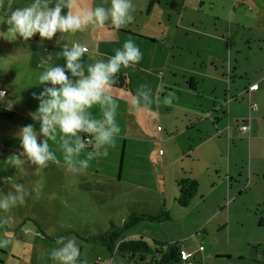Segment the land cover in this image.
Wrapping results in <instances>:
<instances>
[{
    "label": "crops",
    "instance_id": "0c3cea01",
    "mask_svg": "<svg viewBox=\"0 0 264 264\" xmlns=\"http://www.w3.org/2000/svg\"><path fill=\"white\" fill-rule=\"evenodd\" d=\"M31 1L12 0V4L20 7ZM150 1L154 3L147 10ZM55 2L56 0H49L50 5ZM180 2V0H146L144 3H135L132 0L133 20L119 29L106 23L100 28L89 26L75 33H56L51 40H42L37 36L27 41L19 38L9 41L6 39L7 25L0 22V37H3L0 38V88L7 90L5 100L13 102L10 109L0 105V172L8 173L14 172L15 169L17 171L23 169L26 178L30 179L44 178L43 172L57 174L63 179L66 174L74 172L63 161L59 138L54 141L49 140V148L56 154L59 163L49 162L47 167L39 168L27 161L17 167L7 162L10 156L21 152L16 136L19 129L27 124H33L36 129L39 127L38 122H34L29 116L38 104L32 93H38L43 87L39 85L38 76L48 66L64 63L59 55L63 44L69 47L73 43L84 45L88 51L82 60L87 64L102 58L101 54H114V49L121 47L125 39L131 38L139 46L142 58L137 64L120 70L119 74L127 79L126 89L113 86L110 89L111 95L118 103L116 120L121 131L113 143L106 146V156L94 158L87 169L77 171L78 177L85 176L87 181H84L86 184L82 186L78 185L79 188L74 187V191L90 192L92 188L99 187L97 183L91 181L100 180L104 195L102 203L110 202L113 206L122 209V212L116 214L120 216H111L108 219L113 220L114 217L116 220L120 219L121 223L131 213L152 215L149 212L163 208L165 189L170 190L169 196H171L173 187H177L178 181L186 178L195 180L198 188L202 183L207 182L213 192L224 185L230 193L235 185L243 190L241 195L253 193L254 189L244 193L249 181L244 187L239 182L245 174L243 169L240 170L236 165L231 167L229 134L246 140L249 147L248 157L255 147L254 141L263 139L257 135L260 130L264 131V0L221 1L215 19L217 23L213 27L214 35H207L209 37L207 38L205 34L204 40L199 41V53L205 50L207 41H213L217 50L220 46L221 51L227 53V57L232 52L239 53L243 52V49H251L253 45L257 46V56L250 65L246 66L247 60L240 63L237 54L236 58L227 64L222 77L219 76L214 63L207 64V67L203 63V67L196 68L197 60L201 55L198 52L196 61L189 60L185 67L176 69L173 43L169 41V36H162L159 29L167 24H164L165 21L172 20L173 12L177 17L176 21H183V10L187 9L188 0ZM8 3L9 0H0V8H6ZM77 4L82 8L101 4L107 7L109 0H77ZM2 14L0 12V20L4 18ZM176 74H180V84ZM210 83H212L211 87H209ZM216 83H220L223 87L217 88ZM141 84H146L152 89L154 102L150 109L137 110L129 106L131 94ZM251 86H254V89L249 92ZM181 93L194 99V105L192 104L191 108L174 107L175 111L179 112L176 116L175 112L171 111L174 95ZM169 96L171 102L165 103ZM201 97L207 99L203 102L204 111L200 107ZM233 105V109H230ZM252 105L257 106V110H252ZM243 106L246 108L242 114L234 113ZM208 107L210 110H206ZM90 111L94 116L99 117L98 105L93 106ZM228 111L232 114L230 118H227ZM236 116L240 117L236 118ZM242 118L245 119L244 124L248 126L246 134L238 130L236 123L237 119ZM225 133L227 146H224ZM88 150L90 149L82 151L80 158H83ZM223 159L226 161L225 168L221 166ZM247 174L251 177H259L255 172ZM0 182L3 183L0 187L6 194L9 188L5 187V183L11 181L7 175H1ZM34 187L36 188L35 184L32 189ZM50 197L47 194L41 195V198ZM262 200L263 198L258 201L259 207ZM140 223L141 221L125 232L122 238L141 239L150 245L167 244L166 241L156 239L149 234L152 230L150 224L144 226L145 231H135ZM254 231L253 250L227 248L206 251L200 245L198 247H201L202 251L195 253L194 260L200 264H264V217ZM202 232L208 234L207 230L203 229ZM89 237L90 235H86L85 239ZM169 243L174 242L169 241ZM183 248L186 249L184 246ZM164 250L165 248L161 247V251ZM152 257L155 261L159 259ZM148 260L135 263L152 264V261Z\"/></svg>",
    "mask_w": 264,
    "mask_h": 264
},
{
    "label": "rangeland",
    "instance_id": "374dc122",
    "mask_svg": "<svg viewBox=\"0 0 264 264\" xmlns=\"http://www.w3.org/2000/svg\"><path fill=\"white\" fill-rule=\"evenodd\" d=\"M134 1L135 3H144L146 0ZM180 1V3H183L184 0ZM221 1L224 0H188L187 9L183 10V15L180 12L183 21H179L180 23L176 21L177 17L173 12L172 20L170 22L165 21L164 24H167L159 29V33L164 37L169 36V41L173 43L176 69L179 70L185 67L184 65L189 60H197L198 43L199 41L202 42L205 36L209 38L207 35L213 34V27L217 23L215 19ZM256 50L257 46L253 45L251 49H243V52L240 51L239 53L232 52L227 57V53L221 51L220 46L217 50L213 41H207L205 50L199 53L201 55L200 59L197 60L196 68L203 67V63L206 67L207 64L214 63L213 65L217 67L219 76L222 77L227 64L235 59L237 54H239L240 63L247 60V66L257 56ZM176 75L179 83L180 74ZM211 85L212 83L209 84V87ZM216 85L217 88L223 87L220 83H216ZM193 100L188 98L186 94H175L171 111L178 116L179 112L175 111L174 107L191 108L194 103ZM205 101L207 99L201 97L200 107L203 111L205 109L203 102ZM198 107L197 105L196 108ZM233 107L234 105L230 109H233ZM209 108H206V110H210ZM245 108L246 106H243L234 113L242 114ZM231 116L232 114L228 111L227 118ZM238 117L240 116H236V118ZM224 136L226 137V133L223 134V138ZM229 136L231 139V167L233 168L236 165L240 170L243 169L245 174L242 175L244 177L239 182L244 187L246 182L249 181V186L244 193L254 189L253 193L241 195L243 190L235 185H233V190L230 193L224 185L213 192L208 183L204 182L189 204L186 207H181L176 203L178 188L173 187L171 196H169L170 190L167 188L164 195V207H161L162 210L160 208L161 212L158 210L149 213L159 215L166 212L168 219L162 221L144 220L134 230L137 232L145 231L144 226L150 224L152 230L149 234L156 239L167 242L165 245L155 243L156 247H160V250L161 247L166 250V247L172 244H176L178 247L184 246L191 251L198 250L200 245L206 251L208 249L216 251L217 249L225 250L227 248L253 250L255 247L254 230L257 229L258 224L264 217V205H262L264 203V183H262L264 181V131L260 130L258 132L257 136L263 139L254 141L255 147H253L252 154L249 157V147L246 140L239 139L235 135L231 136V134ZM224 146H227L226 138H224ZM221 166L222 168L226 167L224 159L221 161ZM203 168L204 165L202 170ZM233 170L235 171V169ZM248 172L258 173L259 177L248 176ZM25 174L23 169H19V171L15 169L14 172L8 173L0 172V177L1 175H7L9 181L23 183L27 192L25 203L22 206L11 209L9 213H3V215H11L13 221L8 225L0 224V264H55L49 253L57 247V237H75L80 248V260H83L84 264H138L134 261L122 260L120 255L114 253L111 256L105 246L97 240H84L86 235H90V237L100 236L107 232L111 226L119 228L125 221L121 223L120 219L116 220L114 217L113 220L108 219L111 216H120L116 214L122 212V209L113 206L110 202L107 204L102 203L104 195L101 189L103 184L100 183V180L91 181L97 183L99 187L92 188L90 192L87 190L75 192L74 187L79 188L80 185L86 184L84 181H87L85 176L79 178L77 172L68 173L63 179L60 176L58 177L57 174L48 172H43L44 178L39 179L35 177L33 179L26 178ZM34 184L36 188L34 187L33 190L32 186ZM0 185L3 186V183L0 182ZM91 186L93 185L91 184ZM5 187L10 189V184L5 183ZM0 192H5V190L0 187ZM81 193H87L88 195L79 196L78 194ZM42 194L51 197L48 199L41 198ZM261 198L263 200L261 207H259L258 201ZM203 229L207 230V235L202 232ZM124 235L125 232L122 237ZM169 241L174 243H169ZM152 245L154 244L152 243Z\"/></svg>",
    "mask_w": 264,
    "mask_h": 264
},
{
    "label": "clouds",
    "instance_id": "9594fccd",
    "mask_svg": "<svg viewBox=\"0 0 264 264\" xmlns=\"http://www.w3.org/2000/svg\"><path fill=\"white\" fill-rule=\"evenodd\" d=\"M132 0H109L104 5L79 7L77 0H32L25 6L15 7L12 0L6 8H0L3 22L7 25L6 39L17 38L27 41L34 35L51 40L56 33H75L89 26L104 27L109 23L116 29L131 22L133 16ZM3 38V37H0ZM59 43V40L57 41ZM88 49L79 43L70 47L61 46L59 55L62 65L48 66L38 76L37 93H32L38 101L37 107L29 113L33 124L22 126L16 133L21 152L7 159L13 167L22 166L27 161L39 168H45L49 162L59 163L56 154L49 148V140L61 141L63 161L74 172L88 168L94 158L107 155L110 146L121 129L117 123L118 103L110 93L116 82V76L122 68L137 64L142 53L133 39H125L114 54H101L102 58L92 63L82 60ZM7 90L0 88V105L10 109L13 102L5 100ZM152 89L141 84L131 94L129 106L133 109H150L153 104ZM171 102L169 96L165 103ZM99 106L100 115L96 117L90 109ZM85 149L84 157L80 154ZM5 194L0 192V224L8 225L13 221L11 209L22 206L27 195L23 183L11 182ZM57 247L49 253L55 264H84L80 260V248L75 237H57ZM183 247V246H182Z\"/></svg>",
    "mask_w": 264,
    "mask_h": 264
},
{
    "label": "trees",
    "instance_id": "16d2710c",
    "mask_svg": "<svg viewBox=\"0 0 264 264\" xmlns=\"http://www.w3.org/2000/svg\"><path fill=\"white\" fill-rule=\"evenodd\" d=\"M152 3H154V1L149 2L147 10L150 9ZM37 36L38 34L33 37L36 38ZM113 87L126 89L128 87L126 77L118 73ZM238 120L239 119L236 120V123L240 125ZM177 188L178 196L176 198V203L181 207H186L197 193L198 184L195 180L186 178L178 181ZM167 219L168 215L166 212L159 215L131 213L119 228L111 226L107 232L101 234L100 236H93L84 240H97L105 246L109 253L120 255L122 259L130 262H139L140 259L146 261L149 259L148 261H152V264H178L180 263V247L176 244L169 245L166 247L165 252H162L155 244L150 245L141 239L124 240V238H122V234H124V232H127L128 229H131L140 221H162ZM152 256L157 258L159 257V259L155 261Z\"/></svg>",
    "mask_w": 264,
    "mask_h": 264
},
{
    "label": "built area",
    "instance_id": "2783aa9c",
    "mask_svg": "<svg viewBox=\"0 0 264 264\" xmlns=\"http://www.w3.org/2000/svg\"><path fill=\"white\" fill-rule=\"evenodd\" d=\"M254 89V86H251L249 88V92H252ZM252 110H257V106L252 105ZM240 125H238V130L240 132H242V134H246L248 132V126L244 124V119H239L238 120ZM197 251H202L201 247H198V250H192V251H188L186 249H184L183 247H180V251H179V257H180V264H200L198 261L194 260L195 257V253Z\"/></svg>",
    "mask_w": 264,
    "mask_h": 264
},
{
    "label": "water",
    "instance_id": "95a60500",
    "mask_svg": "<svg viewBox=\"0 0 264 264\" xmlns=\"http://www.w3.org/2000/svg\"><path fill=\"white\" fill-rule=\"evenodd\" d=\"M140 261H142V259H140Z\"/></svg>",
    "mask_w": 264,
    "mask_h": 264
}]
</instances>
